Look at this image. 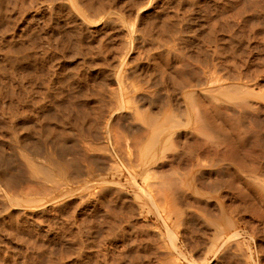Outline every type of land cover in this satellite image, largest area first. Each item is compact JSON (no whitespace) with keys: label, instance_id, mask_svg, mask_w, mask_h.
<instances>
[{"label":"rangeland","instance_id":"rangeland-1","mask_svg":"<svg viewBox=\"0 0 264 264\" xmlns=\"http://www.w3.org/2000/svg\"><path fill=\"white\" fill-rule=\"evenodd\" d=\"M0 148V264H264V0H0Z\"/></svg>","mask_w":264,"mask_h":264},{"label":"bare ground","instance_id":"bare-ground-1","mask_svg":"<svg viewBox=\"0 0 264 264\" xmlns=\"http://www.w3.org/2000/svg\"><path fill=\"white\" fill-rule=\"evenodd\" d=\"M174 84H175V83H174ZM234 91H235V90H234ZM234 94H237V93L234 92L233 95H234ZM242 94H243V93H242ZM238 101L241 103L242 100H238ZM209 104H210V103H209ZM241 104H242V103H241ZM243 104H244V103H243ZM244 106H245V105H244ZM219 107H220V106H219ZM216 109H217V107H216ZM216 109H215V110H216ZM221 115H222V114H221ZM68 116H69V115H68ZM171 116H172V114H171ZM198 116H199V115H198ZM223 116H224V115H223ZM149 117H150V116H149ZM224 117H225V116H224ZM234 118H235V117H234ZM147 119H150V120L148 121V125H149V127H150L152 130H154V132H156V134H160V133L164 132L165 130H167V129L169 128V127L167 126L168 124H166V126H165V125H164V126H161V125H157V126H156V122H158V121L155 122L154 119H153V117L148 118V116H147ZM166 119L169 121V119L171 120V119H173V118H171V117H169V116H166ZM166 119L164 118L162 121H165V122H166V121H167ZM174 120H175V119H174ZM171 121H172V120H171ZM171 121H170V122H171ZM170 122H169V123H170ZM231 122H232V121H231ZM171 123H172V122H171ZM196 123H197V128H198V130H199L201 133H202V132L205 133V131H206L207 128H205V124H204V122H203L201 119L197 118V119H196ZM159 124H160V123H159ZM172 124L174 125V123H172ZM180 125H181V124H180ZM236 126H237V125H236ZM236 129H237V128H236ZM185 131H186V130H185ZM203 133H202V134H203ZM237 133H238V132H237ZM152 136H153V134H152ZM152 136H151V137H152ZM209 136H211V135H209ZM151 137H150V138H151ZM153 137H154V136H153ZM153 137H152V138H153ZM212 138H213V137H212ZM153 139H154V138H153ZM155 139H156V138H155ZM157 139H158V138H157ZM209 139H210V137H209ZM53 143H54V142H53ZM55 143H56V142H55ZM153 143H154V141H152L151 144H153ZM155 143H156V142H155ZM149 144H150V142H149ZM151 144H150V146H151ZM153 145H154V144H153ZM153 145H152V147H153ZM149 148H151V147H147V150H148ZM1 150H2V149L0 148V151H1ZM1 152H2V151H1ZM1 152H0V158L2 157V156H1V155H2ZM49 155H50V154H49ZM3 158H4V157H2L1 159H3ZM50 160H51V159H50ZM0 161L2 162V160H0ZM7 161H8V160H7ZM61 161H62V160H61ZM49 162H50V161H49ZM54 162H56V161H54ZM56 163H57V162H56ZM56 163H55V164H56ZM33 164L35 165V163H33ZM64 164H65V163H64ZM30 165H31V164H30ZM52 165H53V163H52ZM56 165H57V164H56ZM66 165H67V164H66ZM54 166H55V165H54ZM62 166H63V165H62ZM62 166L59 165L60 168H61ZM67 166H68V165H67ZM72 166H73V165H72ZM64 167H65V166H64ZM189 167H190V166H189ZM38 168H39V166H38ZM62 168H63V167H62ZM62 168H61V169H62ZM66 168H69V167H66ZM63 169H64V168H63ZM3 170H4V168H3ZM187 170H188V169H187ZM235 170H236V169H235ZM5 171H6V170H4V171H1V170H0V179H4L3 182H6V181H7V183L10 184V181H8V180L5 181V179L7 178L6 176H7V174H8V172H7V174H5ZM236 171H237V170H236ZM13 173H14V172H13ZM8 175H9V174H8ZM169 175H170V174H169ZM169 175H167V176L169 177ZM165 177H166V176H165ZM173 178H174V177H173ZM251 178H252V177H251ZM251 178H250V179H251ZM175 179H176V178H175ZM245 180H248V179H245ZM252 180H253V178H252ZM168 181H169V180H168ZM253 181H254V180H253ZM255 181H256V180H255ZM13 182H14V181H13ZM13 182H12V183H13ZM162 182H163L162 184L164 185V183L167 182V181L165 180V182H164V181L162 180ZM170 182H172V181H170ZM7 183H6V184H7ZM12 183H11V184H12ZM160 183H161V182H160ZM168 183H169V182H168ZM250 183H252V182L250 181ZM250 183H249V185H250ZM255 183H256V182H255ZM259 183H260V182H259ZM0 184L2 185V182H0ZM14 184H15V183H14ZM12 185H13V184H12ZM254 185H255V184H254ZM3 186L5 187V185H3ZM250 186H251V185H250ZM0 187H1V186H0ZM254 187H256L257 189L260 188V186H259L257 183H256V186H254ZM8 188H9V187H8V185H7V188H6V189H8ZM252 188H253V184H252ZM256 188H255V189H256ZM10 189H11V188H9V190H10ZM251 190H252V189H251ZM2 191H3V190H2ZM11 197H12V196H11ZM7 198H9V196H8ZM13 198H14V197H13ZM10 199L12 200V198H10ZM14 199H15V198H14ZM15 200H16V199H15ZM11 202H12V201H11ZM11 202H10V203H11ZM12 203H13V202H12ZM13 211H14V210H13ZM11 212H12V211H11ZM14 212H15V211H14Z\"/></svg>","mask_w":264,"mask_h":264}]
</instances>
